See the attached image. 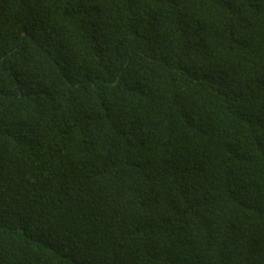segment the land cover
Here are the masks:
<instances>
[{"label":"trees","instance_id":"16d2710c","mask_svg":"<svg viewBox=\"0 0 264 264\" xmlns=\"http://www.w3.org/2000/svg\"><path fill=\"white\" fill-rule=\"evenodd\" d=\"M0 264H264V0H0Z\"/></svg>","mask_w":264,"mask_h":264}]
</instances>
